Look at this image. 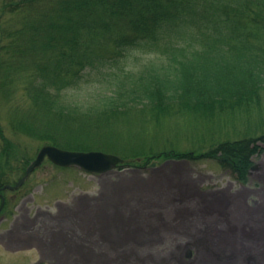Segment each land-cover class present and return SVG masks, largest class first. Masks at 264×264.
<instances>
[{
	"label": "trees",
	"instance_id": "1",
	"mask_svg": "<svg viewBox=\"0 0 264 264\" xmlns=\"http://www.w3.org/2000/svg\"><path fill=\"white\" fill-rule=\"evenodd\" d=\"M149 56L172 68H149ZM98 86L104 97L81 109L79 99ZM262 89L264 0H0V101L14 136L91 151L81 139L123 119L134 136L150 133L181 111L213 118L249 110ZM12 142L0 126V186L14 185L30 162L11 166ZM139 142L120 154L125 166L211 160L239 184L264 151V134L200 154H148Z\"/></svg>",
	"mask_w": 264,
	"mask_h": 264
},
{
	"label": "crops",
	"instance_id": "2",
	"mask_svg": "<svg viewBox=\"0 0 264 264\" xmlns=\"http://www.w3.org/2000/svg\"><path fill=\"white\" fill-rule=\"evenodd\" d=\"M196 169L170 160L66 200H23L8 253L30 264H264V167L217 186Z\"/></svg>",
	"mask_w": 264,
	"mask_h": 264
},
{
	"label": "rangeland",
	"instance_id": "3",
	"mask_svg": "<svg viewBox=\"0 0 264 264\" xmlns=\"http://www.w3.org/2000/svg\"><path fill=\"white\" fill-rule=\"evenodd\" d=\"M143 59H145L143 60L144 63L150 65L149 68H159L161 65L168 67L165 60H158L154 56L145 57ZM147 59H150V61L147 62ZM139 66L135 64L130 65L129 67L131 68V71L137 72L140 69ZM168 68L171 69L172 67L169 66ZM88 86L89 85H86L85 87ZM105 93L106 90L101 86H98L94 90L93 88L87 90L84 96L79 99L80 108L85 109L91 105H97L101 98L104 97ZM0 103H2L0 104L1 129L9 141L11 140V142H14L15 151H11L12 154L10 155L11 166L14 168L25 158L29 159L30 164L36 158L40 149L45 145L38 140H32L28 137L14 136L9 130L7 124V111L5 110L7 108L3 105L2 101H0ZM260 103L259 106L251 107L246 111L220 114L213 118L181 111L182 113H174L167 118V120L162 121L163 124L161 126L155 128L150 126V133H138L136 136H134L135 132H133L136 128H134V126H126L129 123V118H126L120 121L121 125L111 126L110 129L107 127L98 134H92V137L82 138L79 143H93L90 148L91 151H101L118 157H120V154L122 156L124 155L125 147L132 144L138 146L140 144L139 140L141 143L144 142L143 149H145V152H148V154L166 153L170 151L195 152L200 154L207 152L219 143L225 141L256 137L264 134V89L261 90ZM132 135L134 137H132ZM140 147H142V145ZM1 155L2 154L0 153V156ZM5 159L0 157V175L2 170L6 171V169H1V166L3 165L2 162H4ZM170 160L173 159L165 160L156 158L145 161V159L140 158L138 159L140 165L138 164L137 166L127 167L123 162V168L121 170L115 169L105 174H87L75 167L61 168L55 166L46 159L30 174L20 189L15 192H4V196L8 200H12L11 197H13L10 210L11 214H14L13 208L17 207L24 198H32L33 201L39 203L43 201L52 203L58 199L66 200L72 194L95 190L98 188L99 179L103 176H111L115 178V176L119 175L130 177L128 174L132 173L147 174L152 168H156ZM154 162L156 165L154 167H149ZM190 162L195 168H197L196 171L198 173L202 174V172L207 173L208 171L213 172L216 177L213 176L210 178L212 181L211 185L217 186L226 182L236 183L230 180L231 178L220 170V167L216 162L211 160ZM259 166L264 167V151L259 157L254 158V166L249 172V180L252 176L260 172L261 167ZM15 178L16 177L12 176L11 181ZM249 180L247 183H249ZM11 216L12 215L9 217ZM12 219L13 217L7 222L5 221L0 224V233L5 228L10 227L9 224ZM31 260V256L30 258H27L23 255H11L0 248V264H30Z\"/></svg>",
	"mask_w": 264,
	"mask_h": 264
},
{
	"label": "water",
	"instance_id": "4",
	"mask_svg": "<svg viewBox=\"0 0 264 264\" xmlns=\"http://www.w3.org/2000/svg\"><path fill=\"white\" fill-rule=\"evenodd\" d=\"M48 159L51 163L59 167H76L90 174H105L113 170H121L122 159L116 155L101 151H68L54 146H44L38 152L36 158L27 166L25 175L17 181L14 186H5L10 190H15L23 185L27 177ZM152 163L150 167H154Z\"/></svg>",
	"mask_w": 264,
	"mask_h": 264
},
{
	"label": "flooded vegetation",
	"instance_id": "5",
	"mask_svg": "<svg viewBox=\"0 0 264 264\" xmlns=\"http://www.w3.org/2000/svg\"><path fill=\"white\" fill-rule=\"evenodd\" d=\"M1 187L2 186H0V189H1ZM7 191H9V190H0V224H2L5 221L7 222L13 216V214H11V210H10V206L13 202V197H11L12 200L6 199L4 196V192H7ZM11 192H13V191H11ZM13 210H14V208H13ZM10 215H12V216L9 217ZM13 245H14V241L12 239V234L9 231V227L5 228L0 233V248L2 250H4L5 252H8V248L13 246Z\"/></svg>",
	"mask_w": 264,
	"mask_h": 264
},
{
	"label": "bare ground",
	"instance_id": "6",
	"mask_svg": "<svg viewBox=\"0 0 264 264\" xmlns=\"http://www.w3.org/2000/svg\"><path fill=\"white\" fill-rule=\"evenodd\" d=\"M45 146H47V145H45ZM38 167H39V166H38ZM38 167H37V168H38ZM66 168H71V167H66ZM251 169H252V167H251ZM19 180H20V179H19ZM15 184H16V183H15ZM15 184H14V185H15ZM14 185H9V186H14ZM26 199H32V198H24V199H22V200H26ZM22 200H21V201H22ZM1 206H2V205H1ZM15 213H16V208H14V214H13L12 217H14Z\"/></svg>",
	"mask_w": 264,
	"mask_h": 264
}]
</instances>
